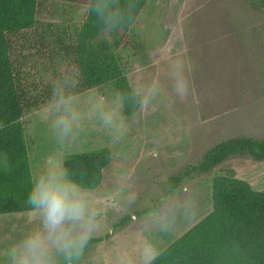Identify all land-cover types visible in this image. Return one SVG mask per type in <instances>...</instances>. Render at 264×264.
I'll list each match as a JSON object with an SVG mask.
<instances>
[{
	"label": "rangeland",
	"instance_id": "rangeland-1",
	"mask_svg": "<svg viewBox=\"0 0 264 264\" xmlns=\"http://www.w3.org/2000/svg\"><path fill=\"white\" fill-rule=\"evenodd\" d=\"M42 4L37 27L14 36L15 47L21 50L28 37L42 39L65 93L79 73L66 53L69 23L54 18L53 3ZM86 10L79 5L78 12ZM145 20V45L126 74L141 96L136 113L124 114L109 81L23 119L34 183L50 171L65 173L71 154L112 152L100 185L80 187L94 215L90 238L72 264H147L212 211L217 173L264 190V160L251 156L232 157L211 173L192 170L223 139L264 137V9L253 0H149ZM177 64L187 82L183 97L175 90ZM72 116L64 136L55 122ZM42 227L37 209L0 215V264H8L13 244ZM57 264H66L63 256Z\"/></svg>",
	"mask_w": 264,
	"mask_h": 264
},
{
	"label": "trees",
	"instance_id": "trees-1",
	"mask_svg": "<svg viewBox=\"0 0 264 264\" xmlns=\"http://www.w3.org/2000/svg\"><path fill=\"white\" fill-rule=\"evenodd\" d=\"M43 1L53 3L54 18L69 23L66 53L74 57L79 73L78 82L65 93L42 39L28 37L21 50L14 43V36L37 27ZM253 1L264 9V0ZM106 2L116 0H0V215L35 210L28 203L35 184L23 120L29 112L109 81H115L122 96L124 114L132 115L141 106V96L126 74L145 45L149 0H120L124 16L111 31L95 13L97 3ZM81 4L87 5L86 14L78 12ZM107 31L111 38H101ZM236 156L264 160V137L223 139L206 150L192 170L211 173ZM111 159L107 147L77 152L65 159V173L79 187L95 189ZM212 199V211L147 264H264V190L231 173H217Z\"/></svg>",
	"mask_w": 264,
	"mask_h": 264
},
{
	"label": "clouds",
	"instance_id": "clouds-1",
	"mask_svg": "<svg viewBox=\"0 0 264 264\" xmlns=\"http://www.w3.org/2000/svg\"><path fill=\"white\" fill-rule=\"evenodd\" d=\"M124 5L97 3L95 13L103 20L105 28L111 31L123 19ZM176 73L175 90L183 97L187 82L181 65H174ZM61 117L55 127L66 136L72 128V121ZM110 122L111 117H105ZM28 203L40 213L43 227L13 244L7 252L8 264H57V256H63L66 264L78 259L88 239L92 227L86 194L61 171H50L41 175L28 194ZM78 229V231H77Z\"/></svg>",
	"mask_w": 264,
	"mask_h": 264
}]
</instances>
